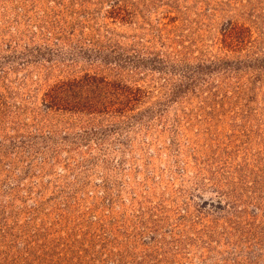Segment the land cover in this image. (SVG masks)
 Wrapping results in <instances>:
<instances>
[{
  "label": "rangeland",
  "instance_id": "obj_1",
  "mask_svg": "<svg viewBox=\"0 0 264 264\" xmlns=\"http://www.w3.org/2000/svg\"><path fill=\"white\" fill-rule=\"evenodd\" d=\"M0 264H264V0H0Z\"/></svg>",
  "mask_w": 264,
  "mask_h": 264
}]
</instances>
